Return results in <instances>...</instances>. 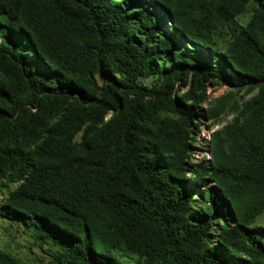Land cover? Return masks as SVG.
I'll return each mask as SVG.
<instances>
[{
  "label": "trees",
  "instance_id": "obj_1",
  "mask_svg": "<svg viewBox=\"0 0 264 264\" xmlns=\"http://www.w3.org/2000/svg\"><path fill=\"white\" fill-rule=\"evenodd\" d=\"M0 192L49 264H264V0H0Z\"/></svg>",
  "mask_w": 264,
  "mask_h": 264
},
{
  "label": "rangeland",
  "instance_id": "obj_2",
  "mask_svg": "<svg viewBox=\"0 0 264 264\" xmlns=\"http://www.w3.org/2000/svg\"><path fill=\"white\" fill-rule=\"evenodd\" d=\"M144 83L149 82V79L143 80ZM230 89V86L224 85L219 88L209 87L210 99H213ZM233 117V114L227 115L222 124L212 128L207 121H203V127L197 132L196 149L194 152V160H201L203 156H209V139L212 130L220 128L228 123ZM15 185H11L13 189ZM3 196V193L0 192ZM257 225L264 224V213L260 215L256 221ZM0 248L7 250L30 264H49L50 256L38 248L33 243L31 233L21 224L10 222L4 217H0Z\"/></svg>",
  "mask_w": 264,
  "mask_h": 264
},
{
  "label": "water",
  "instance_id": "obj_3",
  "mask_svg": "<svg viewBox=\"0 0 264 264\" xmlns=\"http://www.w3.org/2000/svg\"><path fill=\"white\" fill-rule=\"evenodd\" d=\"M210 154V153H209Z\"/></svg>",
  "mask_w": 264,
  "mask_h": 264
}]
</instances>
